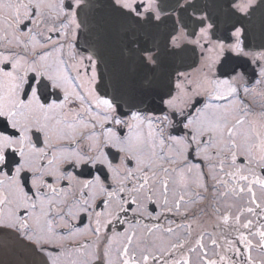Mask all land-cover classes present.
<instances>
[{"label":"snow or ice","instance_id":"6c2138e0","mask_svg":"<svg viewBox=\"0 0 264 264\" xmlns=\"http://www.w3.org/2000/svg\"><path fill=\"white\" fill-rule=\"evenodd\" d=\"M6 251L264 264V0H0Z\"/></svg>","mask_w":264,"mask_h":264},{"label":"flooded vegetation","instance_id":"af4514ba","mask_svg":"<svg viewBox=\"0 0 264 264\" xmlns=\"http://www.w3.org/2000/svg\"><path fill=\"white\" fill-rule=\"evenodd\" d=\"M61 186H64V185L61 184ZM92 220L94 222L95 220L94 216ZM73 225L75 226L72 227L70 225V227H72V231L75 232L77 228H80L81 229L80 233L73 238L68 235L67 230H58V232L59 231L63 232L65 239L58 240L57 242L61 245V250H66L68 252L77 253L79 250V245L86 242L87 232L83 230V227L78 222L74 221ZM208 243L210 244V240L208 241ZM194 260H195V257H194Z\"/></svg>","mask_w":264,"mask_h":264},{"label":"water","instance_id":"95a60500","mask_svg":"<svg viewBox=\"0 0 264 264\" xmlns=\"http://www.w3.org/2000/svg\"><path fill=\"white\" fill-rule=\"evenodd\" d=\"M10 251L0 253V260L4 261V264H10Z\"/></svg>","mask_w":264,"mask_h":264},{"label":"bare ground","instance_id":"6f19581e","mask_svg":"<svg viewBox=\"0 0 264 264\" xmlns=\"http://www.w3.org/2000/svg\"><path fill=\"white\" fill-rule=\"evenodd\" d=\"M8 254H9V253H8ZM9 255H10V260H12V258H13V257H12V254H11V252H10V254H9Z\"/></svg>","mask_w":264,"mask_h":264}]
</instances>
